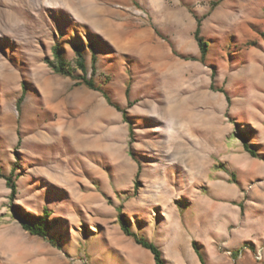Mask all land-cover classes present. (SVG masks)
Instances as JSON below:
<instances>
[{
	"label": "rangeland",
	"instance_id": "rangeland-1",
	"mask_svg": "<svg viewBox=\"0 0 264 264\" xmlns=\"http://www.w3.org/2000/svg\"><path fill=\"white\" fill-rule=\"evenodd\" d=\"M196 17L209 45L203 62L193 37ZM76 37L84 44L87 77L88 42H96L93 79L127 110L131 135L99 90L55 73L45 61L52 58V44L60 42L72 73L82 75L71 47ZM170 87L180 89L177 96ZM258 92H264V0H0V172L16 183L11 195L0 177V264H103L107 258L130 264L133 256L108 250L106 239L124 249L131 243L152 258L123 235L117 209L136 233L154 214L159 224L155 199L177 197L185 178L177 164L186 158L172 151L185 146L180 133L187 123L178 119V110L190 106L189 118H198L204 100L226 105L219 115L227 125V146L210 143L211 180L237 177L236 171L214 170L227 169L226 158L240 144L232 138V120L257 143L253 148L262 162L247 182L242 179L238 221L227 229L234 234L231 243L235 236L253 239L221 246L220 264H264V117L260 125L253 123L258 106L264 108ZM48 123H63V131L74 133L76 144L84 139L87 148L80 152L74 139L59 136L61 127L42 131ZM58 167H65L63 182L49 177ZM13 204L37 214L46 207L52 220L48 235L22 229ZM94 246L105 250L96 253ZM143 251L136 254L141 259Z\"/></svg>",
	"mask_w": 264,
	"mask_h": 264
},
{
	"label": "crops",
	"instance_id": "crops-1",
	"mask_svg": "<svg viewBox=\"0 0 264 264\" xmlns=\"http://www.w3.org/2000/svg\"><path fill=\"white\" fill-rule=\"evenodd\" d=\"M167 58L169 57L167 56ZM169 90L173 94V97L177 96L176 94L180 91V89L176 87H170ZM258 95L261 96V101H263L264 92H258ZM223 97L225 98V94ZM217 98L220 100L222 94H217ZM204 105L206 106L204 107L205 111L201 116L198 115V118H189L188 111L190 110V106L187 108L186 112L183 108H180V111L178 110L180 114L177 115L178 119L187 123L185 134L180 133L183 139L182 142H184L185 146L178 147L174 145L172 147L174 148V150L172 149L174 153L181 152L176 154V157L182 156L186 158L185 162L177 164L180 167V173L185 176V178H182V185L179 186L181 191H179V195L174 198H156L152 208H154L153 213L156 210V216L157 212L160 214V217L158 216L159 224L155 223L154 214L153 219L146 225L144 230L140 227L138 232L139 235L152 241L162 250L166 264H202L192 247V241L196 242L199 251L202 253L204 264H220V261H225L224 256L221 255L219 251L221 246L223 248H234L238 243L253 239L251 236H235L236 239L231 243L230 240L234 234H228L227 229L230 224L238 221L239 216L236 207L237 200L241 196V188L244 187L242 179L244 178L245 182H247L260 167L262 162L256 157L261 154V152L256 150L258 155L252 157L243 149L240 142V144L236 146V154H229L226 158L227 169L221 167L214 169L216 173L221 171L223 173L236 171V181L228 177H219L211 180L210 143L213 140L214 142H223L224 145L227 146V125L224 120H221L219 115L222 111H226V105L224 106L220 102L212 105L210 102H206V100H204ZM173 107L178 108L179 106L175 105ZM211 107L215 110V118L213 121L211 120ZM175 109L171 108L168 110L170 112H175ZM263 117L264 108L258 106L257 117L253 123L260 125ZM211 122L213 124H211ZM48 125L52 126L54 129L64 126L63 123L62 125L48 123L44 125L45 127L42 131H46V126ZM71 128L72 126H69V128L66 126L65 130ZM63 129L61 127L58 131L59 136L66 135L67 138L74 139V133L67 134ZM232 138L238 139L235 136ZM249 141L257 145V143L252 142L250 139ZM56 170L59 172L57 173L56 171V173L50 174L49 177L55 182L58 180L61 182L66 180L65 167H58ZM207 172L210 174L209 178L205 176ZM54 177L55 179L57 178V180H55ZM164 180L166 185H172L167 179ZM210 185H213L212 188ZM215 191H217V193H215ZM106 242L110 244L108 250H114L113 252H115V254H117L116 251L118 249L120 251H126L129 255L133 256L130 264H153L154 262L153 258H151L146 251L136 248L130 242V249L121 248L116 240L111 242L109 239H106ZM96 250V253H100L104 252L105 249L100 250L97 247ZM140 251H143L142 253L145 259H141L136 255ZM260 255L263 259L264 248ZM101 261L99 264H102ZM105 261L106 262L103 264H119L117 261L111 262L109 258Z\"/></svg>",
	"mask_w": 264,
	"mask_h": 264
},
{
	"label": "trees",
	"instance_id": "trees-1",
	"mask_svg": "<svg viewBox=\"0 0 264 264\" xmlns=\"http://www.w3.org/2000/svg\"><path fill=\"white\" fill-rule=\"evenodd\" d=\"M217 1H215L212 5H215ZM200 26H201V18L196 17V26L193 31V37L197 43L198 49L200 51V60L203 62L205 55L208 51V42L204 36L200 34ZM92 37V34H89ZM95 43L94 40H90L88 42V47L90 48L91 55H90V69H91V75L89 77L86 76L87 74V65L85 56L83 53V42L80 40V38H75L73 42H71V47L75 54V64L77 68L82 72V75H75L72 73L70 67L68 66V60H67V51L65 46L60 42H54L51 46V54L52 58H45V61L48 63L50 68L58 74L69 76L74 80H77L76 83H82L86 85L87 87L95 90H99L106 100V102L114 107L117 111L121 113V116L125 122L128 123L129 128V134H132V122L128 118L127 110L125 108H122L118 103L114 102L110 96V94L107 92V90H104L100 85L95 84V81L93 79V74L96 71V54H95ZM216 73L215 70L212 69L211 71V84L210 87L213 88V79L215 77ZM218 91H221L225 94V98L227 103L229 104L230 98L226 94L223 88H218ZM129 88L128 86L125 89L126 96L128 95ZM21 99V98H19ZM20 101V100H19ZM18 101V103H19ZM235 130H234V136L237 137L241 144L243 149L248 152L252 157H256L258 155V152L253 148V145L249 141L248 135L244 132L243 129H239L238 125L239 122L232 120ZM0 177H3L5 179V183L10 189V194L14 195L16 192V183L12 179V175H6L0 172ZM231 178L233 181H236L234 178V175L231 173ZM137 182L135 183L134 187L137 189ZM12 215L13 217L18 221L22 229L27 231L31 235H36L40 237H46L50 230L52 229V220L50 219V213L48 212L47 208L44 207L42 209V212L39 214L31 213L27 210H24L23 208L12 205ZM240 211L242 212V206L239 205ZM117 222L119 223V227L122 231V233L126 236H129L132 238L134 243L137 245H140L141 247L147 249L151 254L152 258L154 260L155 264H166L165 259L163 257L162 250L152 241L148 240L144 236L139 235L138 233L131 230L129 224H128V218L125 216L123 212H121L120 209H117ZM54 238H51V242L54 243ZM192 247L195 250L196 254L199 257V260L202 264H204V259L202 256V253L199 251L197 244L195 241H192ZM241 248L237 249L236 251H240Z\"/></svg>",
	"mask_w": 264,
	"mask_h": 264
},
{
	"label": "bare ground",
	"instance_id": "bare-ground-1",
	"mask_svg": "<svg viewBox=\"0 0 264 264\" xmlns=\"http://www.w3.org/2000/svg\"><path fill=\"white\" fill-rule=\"evenodd\" d=\"M76 143H77V142L75 141L74 144H75L76 146H78V148L80 149V152H83V151L87 148V147L85 148V141H84V139H83V141L81 142V144H79V143L76 144ZM75 145H74V146H75ZM76 146H75V147H76ZM78 152H79V151H78Z\"/></svg>",
	"mask_w": 264,
	"mask_h": 264
},
{
	"label": "built area",
	"instance_id": "built-area-1",
	"mask_svg": "<svg viewBox=\"0 0 264 264\" xmlns=\"http://www.w3.org/2000/svg\"><path fill=\"white\" fill-rule=\"evenodd\" d=\"M259 258V257H258Z\"/></svg>",
	"mask_w": 264,
	"mask_h": 264
}]
</instances>
